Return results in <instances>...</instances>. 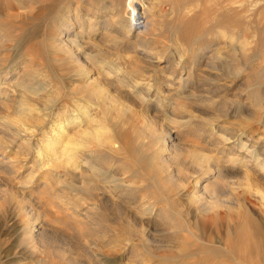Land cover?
Returning <instances> with one entry per match:
<instances>
[{
	"label": "rangeland",
	"instance_id": "1",
	"mask_svg": "<svg viewBox=\"0 0 264 264\" xmlns=\"http://www.w3.org/2000/svg\"><path fill=\"white\" fill-rule=\"evenodd\" d=\"M125 2L0 0V264H264V0Z\"/></svg>",
	"mask_w": 264,
	"mask_h": 264
},
{
	"label": "bare ground",
	"instance_id": "2",
	"mask_svg": "<svg viewBox=\"0 0 264 264\" xmlns=\"http://www.w3.org/2000/svg\"><path fill=\"white\" fill-rule=\"evenodd\" d=\"M124 10L125 12H127V15H129V21L132 22V20L138 15V14H144L147 10V8H144L141 6L139 0H126L125 2V7H124ZM79 14V13H78ZM90 14V13H89ZM115 18H116V21L118 24L122 25L123 24V21L120 20V14L119 13H115L114 14ZM86 17V16H85ZM83 18L81 20L80 18V15H77L75 14L74 16V20H76L78 23H77V27L80 28L79 31H75L73 32L74 35L70 38L68 36H66V33L69 29V27L71 26V19L66 16L65 17V22L63 24V28L62 30H60L58 32L59 36L57 38H53L52 39V43L51 46L56 49V50H59V51H62L64 53H67L69 57H74L76 55V52H79V47H81V42L79 40V34L81 33L80 30L81 28H83L84 26V23L85 22H89V24L87 25V31L90 32L92 30V23H95L96 24V21L92 18V16H87V18ZM95 18V17H94ZM64 19V18H63ZM96 19V18H95ZM84 21V22H83ZM60 22L61 21H57L56 24L60 26ZM55 27V26H54ZM129 28V27H128ZM64 33V36H66L65 38H62L61 34ZM82 34V33H81ZM2 37V36H1ZM82 39V38H81ZM1 41V40H0ZM4 44V43H3ZM4 48V47H3ZM81 49V48H80ZM178 64V63H176ZM6 91V89L4 88H1L0 87V92L4 93ZM110 100L111 102H114V98L110 97ZM160 103V101H159ZM24 104V109H28L32 106H30L29 102L24 101L23 102ZM80 111V110H79ZM84 112V111H82ZM74 118V117H73ZM76 118V117H75ZM74 118V120H75ZM77 119H79L77 117ZM70 121V120H69ZM76 121H74L75 123ZM69 123V122H68ZM61 130V129H60ZM59 130V131H60ZM62 131V130H61ZM62 132H65V131H62ZM63 134V133H62ZM62 134H60L62 136ZM91 136V135H90ZM100 135L98 133H96V139L98 142H102V139L101 137H99ZM231 138V137H230ZM55 139H57V136L53 139V140H50V144L51 145H48V141H47V145H46V142H45V145L48 146L46 147L47 149V152H49V154L47 155L48 158L49 157H52L53 156V153H54V148H53V143H56V141H54ZM229 138L228 137H223V140H228ZM58 140H59V137H58ZM160 141H161V153H167L169 151H172L174 152L177 148L179 147H175L173 145V143H171L172 141V138H169V140H166L164 137H161L160 138ZM69 141L66 143V145H64V148H62V152L61 154H67L66 156V162L70 163L74 158H72L73 155L69 154V148H68V145H69ZM38 146V145H37ZM39 147H37V150H34L35 151V155L37 158H40L39 155L42 154L40 151V148L38 149ZM56 149V148H55ZM177 151V150H176ZM44 152V151H43ZM53 152V153H52ZM45 154V153H44ZM52 154V156H51ZM251 156V155H250ZM256 157V156H255ZM36 158V159H37ZM169 158V157H168ZM38 161V160H37ZM41 161V160H40ZM42 162V161H41ZM210 162L207 160V158L204 156H201L200 158L197 159V161L195 162V170L196 172L198 173L199 172V175L197 176L198 179L196 181L195 184H193L192 186V189L190 190V193H189V199L194 203V202H198L199 199L201 198L200 195H198L200 192L203 193L204 191L203 190H207V191H210L211 193L213 192V188H210V187H207V185H203V183L199 186V180L201 178H206V177H211L212 178V181H215L218 179L219 177V173L220 171L217 170L215 164L210 166L209 164ZM262 169H264V167H262ZM189 176H192V175H189ZM208 180V179H207ZM108 201V200H105V202ZM214 203V202H213ZM113 204L112 206H114L115 208V212H118L119 215L121 216H124L126 219H130V216L127 214V212L123 209V207H121L119 204H115L114 200H112V203ZM113 208V209H114ZM215 208V205H213L212 203H206L202 206L201 210L202 212H207V211H210V210H213ZM160 216V215H159ZM104 218V213H102L100 215V219H103ZM104 220V219H103ZM149 237V236H148Z\"/></svg>",
	"mask_w": 264,
	"mask_h": 264
}]
</instances>
